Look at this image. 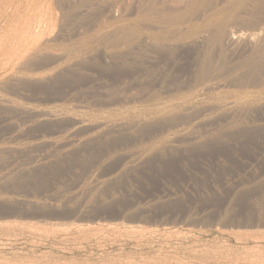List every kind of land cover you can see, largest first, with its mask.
<instances>
[{
	"label": "rangeland",
	"instance_id": "1",
	"mask_svg": "<svg viewBox=\"0 0 264 264\" xmlns=\"http://www.w3.org/2000/svg\"><path fill=\"white\" fill-rule=\"evenodd\" d=\"M91 1L23 0L16 10L0 5V21L3 23L0 22V37L6 35L4 29L20 28L21 14L28 11L47 30L53 26V30L52 26L49 28L52 31L49 30L50 34L43 27L45 33L33 42L38 45L42 40L46 46L40 43L41 47L47 48V52L54 51L49 54L43 52L45 48H41L42 53L37 54V57L33 54L12 72L0 74V264H264V72L252 83L247 79V72L243 68H240L242 71L236 70L239 71L238 74L234 69L218 75L212 67L209 80L213 83L208 84H214L213 88L190 102L197 105L192 109L195 113L192 110L186 111L185 107L177 106L178 100L174 104L170 97L173 90L180 93L182 89L190 87L193 78L200 72L198 59L203 46L193 45L188 41H183L186 43L183 44L180 41L192 21L196 23L200 20L199 11L194 15L189 14L191 0H184L183 4L182 0H159L162 3L158 7L156 5L157 9L163 8L164 12L169 9L175 12L176 9L181 10L178 11L183 18L187 16V19L184 18L187 23L194 18L189 24H184L185 21L170 27L167 24L168 28L165 24L151 25L155 30L158 28L162 35L165 32L173 33L170 34L172 37L176 33L173 38L169 34H166L168 37L164 35L166 46L161 52H156L152 46L148 52L144 48L143 28L139 27L144 23L140 17L145 0H129L130 3L128 0ZM78 3L82 6H78ZM71 6L81 8L77 11L73 9L71 14ZM39 8L41 10H37ZM111 10L116 17L112 16ZM173 10L168 12L174 13ZM120 13L123 14L120 16ZM121 17L124 19L121 20ZM137 19L140 20L139 24L134 25ZM44 20L46 23L50 20L48 26ZM59 20L61 26L58 25ZM113 20L119 23H111ZM124 23L134 39L131 43L121 46L118 44L117 47V43L112 40L115 41V34L125 28ZM115 25L120 27L115 29ZM234 28L231 29H237ZM111 29L117 30L114 35H110L114 32ZM99 30L101 31L98 33ZM174 30L179 33L173 32ZM95 33L99 36L101 33L100 42H96V39L99 41L97 36L93 39ZM108 35L111 41L105 39ZM49 36L55 37L52 39ZM82 36L89 42L93 39L95 43L85 41L88 43L86 44L84 40L83 43ZM78 37H81L78 39L81 42L76 41ZM72 40L75 41L74 44ZM243 40L237 42L241 43L239 48L236 43L234 50L230 52V47L227 51V61L224 62L227 67L230 66L229 61L232 67L238 65V61H245L243 57L250 54L254 41L248 44ZM51 41L54 42L53 45ZM103 41L111 42L112 46L111 43H102ZM71 43L77 51L71 49ZM78 43L85 49L83 56V50L77 47ZM100 43L103 47L98 45ZM242 44L245 48H242ZM95 45L100 48H94ZM132 45L130 52L128 50ZM109 46L113 50H109ZM167 46L171 49L170 52L167 51ZM59 47L63 49L62 53ZM103 48L107 50L103 51ZM78 49L81 55L78 54ZM121 49L123 54L119 56L121 52L117 54L116 50ZM56 50L57 55L54 54ZM234 51L237 53L234 54ZM39 52L40 50L37 53ZM65 52H69L71 58ZM73 53L75 57L80 56L75 58ZM126 53L129 56H125ZM112 56L119 60L116 61ZM127 57L129 61L125 60ZM154 70H159L160 74ZM182 72L186 74L182 76ZM233 72L238 80H233ZM212 74L214 77L218 76L214 78ZM228 74L233 78L228 79ZM1 82H5V85ZM168 86H171L170 89ZM162 95H169V99H164ZM259 104L262 106L256 109L255 106ZM38 109L52 111L58 119L44 121L45 119L37 118L35 114L40 112ZM78 119L84 121L82 125L77 124ZM95 121L98 124L101 122L103 126L94 127L98 126ZM136 121H145L148 125L143 124L146 128L141 125L132 128V123ZM234 121L241 124L238 126ZM161 122L167 125L163 126ZM120 123L131 124H125L126 127L123 125L124 131L123 126L120 128L122 130L113 128ZM88 124L96 125L90 127ZM235 124L238 128H235Z\"/></svg>",
	"mask_w": 264,
	"mask_h": 264
},
{
	"label": "bare ground",
	"instance_id": "2",
	"mask_svg": "<svg viewBox=\"0 0 264 264\" xmlns=\"http://www.w3.org/2000/svg\"><path fill=\"white\" fill-rule=\"evenodd\" d=\"M66 1V0H65ZM69 1V0H68ZM79 1V0H78ZM84 1V0H83ZM93 1V0H92ZM91 1V2H92ZM100 1H102V0H100ZM99 1V4L101 3ZM107 1V0H106ZM116 1H118V0H115V2ZM125 1H127V0H125ZM129 1V0H128ZM141 1V0H140ZM140 1H138V2H140ZM165 2H167L166 0H164ZM172 1V0H171ZM174 1H176V0H174ZM179 1V0H178ZM22 2H23V0H0V5H2V6H8L9 8L8 9H11V7H12V9L13 8H15L14 10H16L18 7H20L21 6V4H22ZM87 2V1H86ZM90 2V1H89ZM93 2H95V0L93 1ZM96 2H97V0H96ZM103 2H104V0H103ZM111 2V1H110ZM109 2V3H110ZM112 2H114V1H112ZM120 2V1H119ZM124 2V1H123ZM143 2V1H142ZM165 2H164V4H165ZM169 2H170V0H169ZM168 2V3H169ZM181 2V1H180ZM183 2H184V0H182V4H183ZM187 1H185V3H186ZM216 2V0H191V7H190V10H189V14H192V15H194L195 13H197L198 11L200 12V20H199V22H196V23H193V21H192V23L190 22L192 19H194V18H192V17H188L189 19H191L190 21H188V23H187V21H185V19H187V16L186 17H182V13H179V11L181 12V10H179V9H176L177 11V14H176V12L173 10V9H169L170 11L171 10H173L174 11V13L173 12H168L166 9V11L167 12H164V11H162V9H157L156 8V5H157V7H158V5H159V3H162V2H159V0H145V6H144V9H143V11H142V17H140V15H139V17H140V20H143V22L145 23V25H144V23H141L140 24V27L139 28H143L142 29V31H143V35H144V44H145V49H147V52H148V49L149 48H151L150 46H152V48L156 51V52H161V51H163V48H164V45H165V43H166V38L164 37V35L166 36V30L164 31L165 33L162 35V33L158 30V28H156L157 30H155V29H153V27L151 26V25H153L154 24V26L155 25H161V24H165V26L167 27V24H169V27H170V25H177V24H182L184 21H185V23L184 24H189V23H191L190 24V27L188 28V30H186V32L184 33V35L182 36V37H180V41H182V43H183V41H188L190 44H193V45H198V46H203V50L201 51V55H200V57H199V59H198V66H199V69L200 70H198V71H200L199 72V74L195 77V78H193L194 77V75L192 76V78H193V81H192V83L190 84V82H189V86L190 87H188L187 89H182V91L184 90V92L185 93H183L182 91L180 92V93H177V90L175 89V90H173V92L174 93H176V94H174L173 93V95L171 94L172 93V91H171V93H170V95H172V97H170V99H173L174 100V104H175V102L177 101L178 103V105L177 106H182V108H184V110H188V111H190L191 112V110L193 109V108H195L197 105H192L190 102L195 98V97H197V96H200V95H205L206 93H208L212 88H213V85H210L211 83H213V82H211L212 80H209V71H210V69H212V67L214 68L213 70H215L217 73H218V75H220V73H222L223 71H232V70H234L235 69V71L237 70V69H239V70H241L240 68H243V69H245L246 70V72H247V79L250 81V82H254L255 83V81L258 79V75L260 74V73H262V72H264V0H234V1H232V0H220L219 2H218V0H217V3H215ZM84 3V2H83ZM109 3H108V5H109ZM122 3V2H121ZM128 3V2H127ZM129 3H130V1H129ZM144 3V2H143ZM81 4V3H80ZM85 4H87V3H85ZM94 4V3H93ZM103 4V3H102ZM105 4V3H104ZM112 4V3H111ZM114 4H116V3H114ZM178 4V3H177ZM186 4H188V3H186ZM89 5V4H88ZM108 5H106V6H108ZM118 6H119V3L117 4ZM121 5V4H120ZM128 4H126V6H127ZM131 5V4H130ZM142 5V4H141ZM166 5H167V3H166ZM170 5V4H169ZM173 5V4H172ZM179 6H181L180 5V3L178 4ZM39 6H41V5H38V7ZM70 6V5H69ZM78 6H82V4L81 5H79V3H78ZM96 6H97V4H96ZM105 6V7H106ZM111 6H113V5H111ZM117 6V7H118ZM135 6V5H134ZM161 6V5H160ZM159 6V8H161ZM168 6V5H167ZM37 7V6H36ZM55 7V5L53 6V8ZM57 7H58V5H57ZM56 7V8H57ZM62 7V6H61ZM61 7H60V9H61ZM68 7V6H67ZM84 7V6H83ZM90 7V6H89ZM125 7V6H124ZM124 7H123V10H124ZM136 7H138L137 5H136ZM162 7H164V5L162 6ZM45 8V7H44ZM63 8V7H62ZM66 8V7H65ZM71 8H72V10H71ZM71 8H70V13L73 11V9H75V11H77L78 9H80V8H77V6H75V8H73L72 6H71ZM77 8V9H76ZM109 8H111V7H109ZM109 8H108V10H109ZM122 7H120V9H121ZM128 8V7H127ZM165 8H168V7H166L165 6ZM172 8H174V7H172ZM175 8H177V5H176V7ZM184 8H185V6H184ZM67 9V8H66ZM85 9V8H84ZM106 9V8H105ZM119 8H117V10H118ZM119 9V10H120ZM187 9V8H186ZM186 9H184V10H186ZM4 10V9H3ZM37 10H41V8H39V9H37ZM45 10H46V8H45ZM58 10H59V8H58ZM107 10V11H108ZM112 10L114 11V9L112 8ZM111 10V13L113 12ZM126 10H128V9H126ZM141 10V9H140ZM164 10V9H163ZM179 10V11H178ZM183 10V11H184ZM7 11V10H6ZM57 11V10H56ZM55 11V12H56ZM60 11V10H59ZM65 11V9L63 10V12ZM69 11V10H68ZM85 12H86V10H84ZM134 11V10H133ZM48 12H49V10H48ZM67 12V11H66ZM104 12V11H103ZM119 12V11H118ZM125 12H127V14H129L128 13V11H125ZM130 12V11H129ZM198 12V13H199ZM6 13V12H5ZM14 13V12H13ZM33 13H34V11H33ZM68 13V12H67ZM73 13V12H72ZM71 13V14H72ZM75 13V12H74ZM123 13H124V11H123ZM123 13H120L119 15L121 16V14H123ZM135 13V12H134ZM139 13V12H138ZM184 13V12H183ZM50 14V13H49ZM103 14V13H102ZM106 14V17H107V12L105 13ZM105 14H103V15H105ZM110 13H108V15H109ZM115 14H117V13H115ZM136 14V13H135ZM186 14V13H185ZM42 15V14H41ZM57 15V14H56ZM55 15V16H56ZM65 15V14H64ZM67 15V14H66ZM69 15V14H68ZM82 15H83V12H82ZM85 15V14H84ZM88 15V14H87ZM86 15V16H87ZM94 15V14H93ZM101 15V14H100ZM111 15V14H110ZM109 15V16H110ZM114 15V13H112V16ZM118 15V16H119ZM134 15V14H133ZM184 15V14H183ZM6 16V15H5ZM20 16V15H19ZM35 15H31L28 11H25V12H22V14H21V27L20 28H15V29H4L5 30V32H7L6 33V35L4 34L2 37H0V74L1 73H6V72H12L13 71V69L17 66H19L20 67V65L25 61V60H27L28 59V57L30 58V56H33V54H35V56L37 57V54L39 55L40 53H42L41 52V48H45V47H41V44H43V42H41L42 40H40L39 41V44L37 45L36 43H34L33 41H34V39L36 40V39H38L42 34H44L45 33V27H44V24H43V26L41 25L42 23L40 22V20H36V17H34ZM39 16H40V14H39ZM48 16V15H47ZM49 16H51V15H49ZM59 16H60V14H59ZM70 16V15H69ZM108 16V17H109ZM129 16V15H128ZM188 16H190V15H188ZM197 16V15H196ZM196 16H193V17H196ZM57 17V16H56ZM62 17H64V16H62ZM61 17V18H62ZM82 17V16H81ZM84 17V16H83ZM88 17V16H87ZM102 17H104V16H102ZM114 17H116L115 15H114ZM113 17V18H114ZM126 17V16H125ZM3 18V17H2ZM37 18H38V16H37ZM46 18V17H45ZM55 18V17H54ZM60 18V17H59ZM67 19H68V17H66ZM71 18V17H70ZM78 18H79V16H78ZM85 18V17H84ZM142 18V19H141ZM152 18V19H151ZM3 19H5V18H3ZM49 19H50V17H49ZM52 19V18H51ZM65 19V18H64ZM67 19H65V20H67ZM104 19V18H103ZM112 19V18H111ZM117 19V21H121L122 19H124V18H122L121 17V20H120V18H119V20H118V18H116ZM69 20V19H68ZM74 20V19H73ZM79 20V19H78ZM82 20V19H81ZM99 20V19H98ZM125 20L127 21V19L125 18ZM124 20V21H125ZM139 20V21H140ZM2 21V20H1ZM0 21V22H1ZM20 21V20H19ZM19 21H18V23H19ZM45 21V20H44ZM50 21V20H49ZM49 21H47V23H46V21H45V25H47L48 26V23H49ZM108 21V20H107ZM116 20H113L111 23H113V22H115ZM129 21H134V20H129ZM139 21H138V19L135 21V24L134 25H136L137 23L139 24ZM59 23H58V25H60L61 26V24H60V20L58 21ZM63 23L65 22V21H62ZM72 22V21H71ZM76 22V21H75ZM81 22V21H80ZM100 22H101V20H100ZM106 22V21H105ZM128 22V21H127ZM2 23V22H1ZM0 23V24H1ZM108 22H106V24H107ZM115 23H119V22H115ZM114 23V24H115ZM128 23H130V22H128ZM3 24V23H2ZM1 24V25H2ZM13 24V23H12ZM11 24V25H12ZM50 24H53V22H51ZM57 24V23H56ZM69 24V23H68ZM71 24V23H70ZM69 24V25H70ZM100 24V23H99ZM105 24V25H106ZM125 24V23H124ZM144 25L143 27L141 26V25ZM104 25V24H103ZM108 25V24H107ZM110 25V24H109ZM113 25V24H112ZM112 25H111V27H112ZM127 24H125L124 25V27L126 26ZM52 26V25H51ZM51 26L50 27H48V30H47V32H48V34H50V32H49V28H51ZM65 26V25H64ZM93 26V25H92ZM116 26V25H115ZM114 26V27H115ZM118 26V25H117ZM116 26V27H117ZM122 26H123V24H122ZM121 26V28H123ZM45 29H44V28ZM56 27H58V26H56ZM56 27H54V29L56 28ZM62 27H63V24H62ZM68 27V26H67ZM99 27V26H98ZM101 27H103V26H101ZM115 27V29H118V27H120V26H118L117 28ZM126 27H128V26H126ZM125 27V28H126ZM165 27V28H166ZM233 27H235L234 29H236V30H232L231 28H233ZM61 28V27H60ZM97 28V27H96ZM105 28H106V26H105ZM109 28V27H108ZM107 28V29H108ZM124 28V29H125ZM168 28V27H167ZM174 28V27H173ZM182 28V27H181ZM187 28V27H186ZM68 28H66V30H67ZM98 29H100V28H98ZM104 29V28H103ZM110 29V28H109ZM114 29V28H113ZM113 29H111V31L113 30ZM124 29H122V30H120V28H119V30L120 31H118L116 34H115V31H117V30H113L114 32H111L112 34H110V35H114L115 34V36H116V40L114 41V40H112V42H115V43H117V44H115L116 46L118 45V44H120V45H118V46H121V45H124V44H128V43H131L130 41L131 40H133L134 38H133V35L131 34L130 35V29H127L126 28V30H124ZM134 29H135V27H134ZM162 29V28H161ZM183 29H185V28H183ZM12 30V31H11ZM51 30H53V26H52V29ZM50 30V31H51ZM171 30V31H170ZM170 32H172V29L170 28ZM181 30V29H180ZM15 32V33H13V35H10V33L12 34V32ZM101 30H99L98 31V33L100 32ZM162 31H163V29H162ZM168 31V30H167ZM178 33H179V31L178 30H176ZM175 30L173 31V32H176ZM182 31V30H181ZM44 32V33H43ZM52 32V31H51ZM61 32V31H60ZM94 32H95V30H94ZM56 33H57V31H56ZM98 33H95L96 35H93V39H94V37L95 36H97L98 37V40L101 38V33H100V36L99 35H97ZM106 34V33H105ZM169 34V37L170 38H173L174 37V35H176V33L171 37V35L173 34H171V33H168ZM167 34V35H168ZM171 34V35H170ZM57 35V34H56ZM63 35V34H62ZM134 35H136V34H134ZM43 36H45V35H43ZM52 36H53V34H52ZM90 36V35H89ZM105 36V35H104ZM130 36H132V37H130ZM137 36V35H136ZM140 35H138V37H139ZM181 36V35H180ZM50 37V36H49ZM55 37V36H54ZM53 37V38H54ZM91 37V36H90ZM90 37H87L88 39L90 38ZM100 37V38H99ZM111 37H113V36H111ZM135 37V36H134ZM166 37H168V36H166ZM50 38H52V37H50ZM49 38V39H50ZM52 38V39H53ZM81 37H78L77 38V40L76 41H80V40H78V39H80ZM85 38V37H84ZM92 38V37H91ZM90 38V39H91ZM96 38V37H95ZM106 38H108L107 40H109V41H111V38L109 37V35H108V37H105V39ZM110 38V39H109ZM182 38V39H181ZM43 39H45V37L43 38ZM93 39H91L90 40V42L93 40ZM102 39L103 40H105L103 37H102ZM177 39V38H176ZM190 39V40H189ZM243 39H245L246 40V42H248V44L250 43V42H253L254 41V45H252V49H251V52H250V54L248 55V57L246 56L245 58L243 57V59H245V61H242V63H240L241 61H238V65H235V66H232V67H230L231 66V61H229L230 62V66L229 67H227V65L224 63L225 62V60L227 59L226 58V55H227V51L230 49V47H232V49L230 50V52L232 51V50H234V45L240 40L241 42H243L244 40ZM83 40H84V42L86 41V42H89V40H87L86 38L85 39H83V36H82V42H83ZM95 40V39H94ZM101 40V39H100ZM100 40L99 41H97V39H96V42H100ZM106 40V41H107ZM167 40H168V38H167ZM243 40V41H242ZM46 42H47V40H45ZM50 41V40H49ZM73 42V44L75 43V41L74 40H72ZM80 41V42H81ZM134 41H136V40H134ZM79 42V43H80ZM83 42V43H84ZM85 42V43H86ZM89 42V43H90ZM105 41H103L102 43H104ZM142 41H140V43H141ZM245 42V43H246ZM54 43V42H53ZM53 43H52V41H51V44L53 45ZM72 43L71 44H69V45H71V46H73V48H71L72 50H74V52L75 51H77V50H75V46L74 45H72ZM79 43H78V46L77 47H79V48H81V50H83V52L81 51V54L83 53V54H85L84 53V50L85 49H82L83 47H81V45L79 46ZM82 43V44H83ZM92 43L94 44L95 42H93L92 41ZM91 43V44H92ZM102 43H100V44H98V45H100L101 46V44ZM109 43H111V42H108V43H104V44H107V45H109ZM142 43V44H143ZM168 43V42H167ZM172 43V42H171ZM175 43V42H174ZM177 43V42H176ZM179 43V42H178ZM244 43V44H245ZM50 44V43H49ZM86 44H88V43H86ZM97 44V43H96ZM136 45L138 44V42H136L135 43ZM142 44H140V45H142ZM143 44V45H144ZM181 44V43H180ZM183 44H186L185 42L183 43ZM182 44V45H183ZM238 44V45H237ZM236 44V46L238 47L239 45L241 46V43L239 42V43H237ZM244 44H242V48H243V46H244ZM247 44V43H246ZM44 46H46L45 45V43L43 44ZM51 45V46H52ZM90 45V44H89ZM89 45H86L87 47L89 46ZM106 45V46H107ZM111 46H112V43L110 44ZM134 45V44H133ZM133 45L131 46V49L130 50H128V51H130L131 52V50L133 49L132 47H133ZM136 45H134V46H136ZM170 45V44H169ZM172 45V44H171ZM174 45V44H173ZM179 45V44H178ZM181 45V46H182ZM48 46V45H47ZM83 46V45H82ZM90 46H92V48H93V45H90ZM105 46V47H106ZM117 46V47H118ZM166 46V45H165ZM49 47V46H48ZM53 47V46H52ZM57 47V46H56ZM69 47V46H68ZM99 46H97V48H98ZM101 47H103V46H101ZM139 47H141V46H139ZM168 48H167V51H169L170 52V48H169V46H167ZM173 47V46H172ZM49 48H51V47H49ZM48 48V49H49ZM90 48V47H89ZM88 48V49H89ZM91 48V49H92ZM94 48H96V45H95V47ZM96 48V49H97ZM100 48V47H99ZM113 48H115V47H113ZM128 48H130V45H129V47ZM135 48V47H134ZM174 49H176L177 47H173ZM172 48V49H173ZM192 48V47H191ZM196 48V47H195ZM199 48V47H198ZM197 48V49H198ZM239 48V47H238ZM244 48H245V46H244ZM249 48V47H248ZM46 49L47 48H45V50H43V52H45L46 51ZM53 49H55V46H54V48ZM57 49V48H56ZM90 49V50H91ZM106 50H107V48H105ZM104 48H103V51L105 50ZM111 49H112V47H111ZM110 49V46H109V50H111ZM125 49V48H124ZM136 49H138V48H136ZM143 49V48H142ZM142 49H140V52L142 51ZM170 49V50H169ZM180 48H178V50H179ZM193 49V48H192ZM197 49H196V51H197ZM201 49V48H200ZM235 49H237L236 47H235ZM40 50V52L39 53H37L38 51ZM51 51H53L52 50V48L50 49ZM61 50H63V49H61L60 47H59V51H61ZM87 50V49H86ZM95 50V49H94ZM94 50H92V51H94ZM113 50V49H112ZM122 50V51H121ZM121 50H116V52H117V54L118 53H120L121 52V54H119V56L120 55H122L123 53V49H121ZM126 50V49H125ZM139 50V49H138ZM181 50H185V49H182L181 48ZM180 50V51H181ZM241 50H245V49H241ZM58 51V52H59ZM67 51H69V50H67ZM127 51V52H128ZM136 51V50H135ZM165 51H166V49H165ZM191 51V50H190ZM195 51V53H199V52H196ZM47 52V51H46ZM49 52V54H51V53H53V52H50V51H48ZM47 52V53H48ZM71 52V51H70ZM73 52V51H72ZM71 52V53H72ZM86 52V51H85ZM89 52V51H88ZM87 52V55L89 54ZM109 52V51H108ZM115 52V51H114ZM113 52V53H114ZM115 52V53H116ZM143 52V51H142ZM144 52H145V50H144ZM145 53V54H148V53ZM149 52H151V53H154V52H152V51H150L149 50ZM175 52H176V50H175ZM179 52V51H178ZM185 52V51H184ZM244 52V51H243ZM61 53H62V51H61ZM63 53H64V51H63ZM66 53V52H65ZM68 53L69 52H67L66 54H67V56H69L68 55ZM110 53H112L111 51H110ZM137 53V52H136ZM181 53H183V52H181ZM234 54H236L237 53V51H236V53H235V51L233 52ZM246 53V52H245ZM244 53V54H245ZM48 54V55H49ZM54 54H56L57 55V50H56V53H54ZM78 54H80V50L78 49ZM80 54V55H81ZM83 54H82V56H83ZM106 54H107V52H106ZM138 54H139V51H138ZM144 54V55H145ZM157 55H158V53H156ZM162 54H164L163 52H162ZM167 54V53H166ZM171 54V53H170ZM176 54V53H175ZM63 55V54H62ZM77 55V54H76ZM79 55V56H80ZM108 55V54H107ZM150 55V54H149ZM174 55V54H173ZM181 55V54H180ZM183 55V54H182ZM193 55V54H192ZM34 56V57H35ZM58 56H59V58H60V54H58ZM71 56V55H70ZM69 56V57H70ZM73 56H74V53H73ZM79 56H77V57H79ZM110 56H111V54H110ZM125 56H129V53H128V55H127V53L125 54ZM130 56H131V54H130ZM154 57H155V55H153ZM166 56V55H165ZM244 56V55H243ZM35 57V58H36ZM50 57V56H49ZM49 57H46V58H49ZM56 57V56H55ZM64 57H66L65 55H64ZM63 57V58H64ZM75 57V56H74ZM77 57H75V58H77ZM113 57V56H112ZM115 57V56H114ZM113 57V58H114ZM139 57H140V55H139ZM142 57H144V56H142ZM145 57H147V56H145ZM161 57V56H160ZM168 57V56H167ZM178 57H179V54H178ZM177 57V58H178ZM189 57H192V56H189ZM196 57V56H195ZM198 57V56H197ZM230 57V56H229ZM32 58V57H31ZM57 58V57H56ZM58 58V59H59ZM71 58V57H70ZM122 58H124L123 56H122ZM132 58V57H131ZM135 58V57H134ZM134 58H132V59H134ZM147 58H149V57H147ZM146 58V59H147ZM151 58V57H150ZM171 58H172V56H171ZM175 58V57H174ZM61 59V58H60ZM74 59V58H73ZM79 59V58H78ZM83 59V58H82ZM114 59H116V58H114ZM156 59V58H155ZM159 59V58H158ZM163 59V58H162ZM166 59V58H165ZM196 59V58H195ZM229 59V58H228ZM243 59H241V60H243ZM32 60H33V58H32ZM35 60V59H34ZM81 60V59H80ZM118 60H119V58H118ZM117 59H116V61H118ZM124 60V59H123ZM125 60H128L129 61V59H128V57H127V59L125 58ZM135 60L137 61L138 59H136L135 58ZM140 60H142L141 58H140ZM154 59L152 58V61H153ZM160 60V59H159ZM158 60V61H159ZM167 60V59H166ZM190 60V59H189ZM231 60V59H230ZM115 61V60H114ZM120 61H121V58H120ZM144 61V60H143ZM142 61V62H143ZM147 61V60H146ZM150 60H148V62H149ZM163 61V60H162ZM165 61V60H164ZM180 61V60H179ZM194 61V60H193ZM227 61V60H226ZM126 62V61H125ZM166 62V61H165ZM165 62H164V64H165ZM168 62V61H167ZM177 62V61H176ZM175 62V63H176ZM180 62H182V60L180 61ZM189 62H191V61H189ZM170 63V62H169ZM186 63V62H185ZM235 64H236V62H234ZM233 63V64H234ZM28 64V63H27ZM139 64H141V63H139ZM146 64V63H145ZM153 64V63H152ZM167 64V63H166ZM165 64V65H166ZM232 64V65H233ZM25 65V64H24ZM163 65V64H162ZM161 65V66H162ZM225 65H226V67L227 68H225ZM154 65H152V67H153ZM171 66V65H170ZM178 66V65H177ZM176 66V67H177ZM180 66V65H179ZM178 66V67H179ZM27 67V66H26ZM146 67V66H145ZM144 67V68H145ZM148 67H149V65H148ZM148 67H146V68H148ZM154 67H156V66H154ZM160 67V66H159ZM164 67V66H163ZM197 67V66H196ZM25 68V67H24ZM65 68V67H64ZM151 67H149V69H150ZM165 68V67H164ZM164 68H163V70H164ZM181 68V67H180ZM184 68V67H183ZM20 69V68H19ZM63 69V68H62ZM156 69H158L157 67H156ZM161 69V68H160ZM173 69V68H172ZM171 69V70H172ZM179 69V68H178ZM152 70H153V68H152ZM152 70H151V72H152ZM212 70V71H213ZM23 71V70H22ZM64 71V70H63ZM146 71H148V70H146ZM159 71V70H158ZM157 71V72H158ZM162 71V70H161ZM165 71H166V69H165ZM196 71V70H195ZM211 71V72H212ZM242 71V70H241ZM240 71V72H241ZM53 72H54V70H53ZM53 72H51V73H53ZM59 72V71H58ZM57 72V73H58ZM61 72V71H60ZM144 72H145V69H144ZM154 72H156V70H154ZM156 72V73H157ZM163 72V71H162ZM161 72V73H162ZM168 72V71H167ZM175 72V71H174ZM197 72V71H196ZM195 72V73H196ZM237 72V71H236ZM56 73V72H55ZM149 73H150V71H149ZM155 73V74H156ZM159 73V72H158ZM164 73V72H163ZM178 73H179V71H178ZM177 73V74H178ZM216 73V74H217ZM230 73V72H229ZM232 73V72H231ZM239 73V71L237 72V74ZM243 73V72H242ZM241 73V74H242ZM16 74H18L17 72H16ZM60 74V73H59ZM145 74V73H144ZM160 74V73H159ZM158 74V75H159ZM167 74V73H166ZM169 74V73H168ZM167 74V75H168ZM176 74V73H175ZM182 74H183V72H182ZM184 74H186V73H184ZM184 74L182 75V76H184ZM224 74V73H223ZM264 74V73H263ZM262 74V75H263ZM19 75L21 76V74L19 73ZM19 75H17V77L19 76ZM26 75V74H25ZM49 75V74H48ZM51 75V74H50ZM148 75V74H147ZM151 75V74H150ZM149 75V76H150ZM157 75V76H158ZM163 75V74H162ZM180 75V74H179ZM214 75H215V72H214ZM217 75V76H218ZM225 75H227V74H225ZM229 75V74H228ZM231 75V74H230ZM229 75V76H230ZM261 75V76H262ZM11 76H12V74H11ZM11 76H9L10 78H11ZM27 76H29V75H27ZM43 76H46V75H44L43 74ZM43 76H42V78H43ZM154 76H156V75H154ZM156 76V77H157ZM165 76V75H164ZM212 76H213V74H212ZM216 76V77H217ZM229 76H226V77H228V79H231V78H233L234 77V81H235V78L237 77H235V75H234V72H233V74H232V76L233 77H231L230 76V78H229ZM246 76V75H245ZM261 76H259V77H261ZM264 76V75H263ZM263 76H262V78H263ZM23 77V76H22ZM26 77V76H25ZM30 77H32V76H30ZM37 78H38V76H36ZM41 77V76H40ZM47 77V76H46ZM152 77V76H151ZM168 77V76H167ZM171 77H172V74H171ZM174 77V76H173ZM214 77V76H213ZM216 77H214V78H216ZM220 77H222V76H220ZM223 77H224V75H223ZM6 79H7V77H5ZM35 78V77H34ZM60 78V77H59ZM163 78V77H162ZM165 78V77H164ZM219 78V77H218ZM217 78V79H218ZM240 78V77H239ZM28 79V78H27ZM30 79V78H29ZM28 79V80H29ZM69 79V78H68ZM68 79H67V81H68ZM167 79H170V78H167ZM176 79V78H175ZM189 79V78H188ZM210 79H212V78H210ZM217 79H216V81L215 82H217ZM223 81H225L223 78H221ZM220 79V80H221ZM227 79V78H226ZM237 79V78H236ZM242 79V78H241ZM244 79V78H243ZM246 79V78H245ZM0 80H1V78H0ZM20 80V79H19ZM38 80V79H37ZM70 80V79H69ZM238 80V79H237ZM236 80V81H237ZM264 80V78L262 79V81ZM3 81V80H2ZM10 81V80H9ZM40 81V80H39ZM47 81V80H46ZM58 81V80H57ZM161 81H162V79H161ZM167 81V80H166ZM181 81H182V79H181ZM218 81H219V79H218ZM244 80H242V82H243ZM259 81L261 82V78L259 79ZM32 82H34V81H32ZM69 82V81H68ZM165 82V81H164ZM171 82V81H170ZM184 82V81H183ZM208 82H211L210 84H208ZM239 82H241V80L239 81ZM245 82V81H244ZM1 83H3V85H5L4 83L5 82H1ZM23 83V82H22ZM31 83V82H30ZM168 83V82H167ZM172 83V82H171ZM175 83V82H174ZM219 83V82H218ZM217 83V84H218ZM226 83H227V80H226ZM228 83H231L230 81L228 82ZM235 83V82H234ZM233 83V84H234ZM237 83V82H236ZM258 83V82H257ZM11 84V83H10ZM25 84V83H24ZM160 84V83H159ZM164 84V83H163ZM177 84V83H176ZM217 84H215V85H217ZM233 84H232V86H233ZM242 84V83H241ZM251 84V83H250ZM259 84H261V83H259ZM8 85V84H7ZM17 85V84H16ZM46 85V84H45ZM170 85V84H169ZM188 85V84H187ZM219 85V84H218ZM235 85V84H234ZM249 85V84H248ZM256 85V84H255ZM13 86V85H12ZM165 86V85H164ZM172 86V85H171ZM171 86H168V89H170L169 87H171ZM220 86V85H219ZM221 86H222V84H221ZM231 86V87H232ZM239 86H240V84H239ZM239 86H236L237 88L239 87ZM242 86V85H241ZM251 86V85H250ZM253 86V85H252ZM175 87V86H174ZM173 87V88H174ZM178 87H179V85H178ZM187 87V86H186ZM185 87V88H186ZM249 87V86H248ZM257 87H259V86H257ZM262 86L260 85V88H261ZM183 88H184V86H183ZM240 88V87H239ZM251 88V87H250ZM252 88H255L256 89V87H252ZM42 89V88H41ZM178 90H179V88H177ZM3 90V89H2ZM181 90V89H180ZM179 90V91H180ZM187 90V91H186ZM216 90V89H215ZM167 91V90H166ZM178 91V92H179ZM1 92V91H0ZM165 93H167L168 94V92H165ZM167 94H165V95H167ZM163 96L162 95V97L165 99V97L166 96ZM2 96V95H1ZM169 96V95H168ZM167 96V97H168ZM166 97V98H167ZM167 99H169V97L167 98ZM6 100V99H5ZM160 100H162V98L160 99ZM176 100V101H175ZM196 100V99H195ZM3 101H4V99H3ZM164 101V100H163ZM167 101V100H166ZM160 102V101H159ZM5 103V102H4ZM6 103H8V100L6 101ZM230 103H232V102H230ZM262 103H264V102H262ZM193 104H196L195 102L193 103ZM0 106H2V105H0ZM260 106H262V105H260L259 104V106H255V108L257 107H260ZM8 107V106H7ZM6 107V108H7ZM209 107H211V106H209ZM218 107V106H217ZM9 108V107H8ZM20 108V107H19ZM205 108H208V106L207 107H205ZM256 108V109H257ZM4 109V108H3ZM3 109H2V111H3ZM245 109H246V107H245ZM261 109H263V107L261 108ZM261 109H260V111H261ZM38 110H40V109H38ZM146 110V109H145ZM182 110V109H181ZM180 110V111H181ZM183 110V111H184ZM195 110V109H194ZM198 110V109H197ZM196 110V111H197ZM204 110V109H203ZM211 110H212V108H211ZM249 110H250V108H249ZM264 110V109H263ZM6 111V110H5ZM12 111H13V109H12ZM143 111V110H142ZM193 111V110H192ZM199 111V110H198ZM251 111V110H250ZM249 111V112H250ZM256 111V110H255ZM25 112V111H24ZM26 112H28V111H26ZM32 112V111H31ZM30 112V113H31ZM36 112V111H35ZM185 112V111H184ZM190 112H187V113H190ZM194 113H195V111H193ZM201 112V111H200ZM248 112V114H250ZM257 112V111H256ZM16 113V112H15ZM22 113V112H21ZM56 113V112H55ZM72 113V112H71ZM134 113V112H133ZM175 113H177V112H175ZM179 113V112H178ZM231 113V112H230ZM230 113H226V114H230ZM238 113V112H237ZM245 113V112H244ZM20 114V113H19ZM59 114V113H58ZM180 114V113H179ZM224 114V113H223ZM240 114H241V112H240ZM239 114V115H240ZM256 114V113H255ZM254 114V115H255ZM260 114H261V112H260ZM36 115V117L37 118H40V119H42V120H44V121H46V119H54V120H56V119H58V116L57 115H55L52 111L50 112H46V111H41L40 110V112H38L37 114H35ZM35 115H33L32 114V116H35ZM64 115V114H63ZM174 115V114H173ZM175 115H177L178 117H179V115L178 114H175ZM183 115L184 114H182V115H180L181 116V119H182V117H183ZM193 115V114H192ZM222 115V114H221ZM231 115V114H230ZM257 115V114H256ZM189 116V115H188ZM219 116H220V114H219ZM224 116V115H223ZM242 116H243V112H242ZM60 117H62V116H60ZM59 117V118H60ZM94 117V116H93ZM134 117V116H133ZM169 117H170V115H169ZM168 117V118H169ZM173 116H171V118H172ZM175 117V116H174ZM177 117V119L179 120V118ZM247 117V116H246ZM245 117V118H246ZM248 117H250V116H248ZM247 117V118H248ZM63 118V117H62ZM65 119H68V118H66V117H64ZM92 118V117H91ZM164 118V117H163ZM167 118V119H168ZM186 118V117H185ZM188 118V117H187ZM186 118V119H187ZM86 119V118H85ZM119 119V118H118ZM131 119H132V117H131ZM130 119V120H131ZM156 119V118H155ZM166 119V120H167ZM170 119V118H169ZM180 119V120H181ZM224 119V118H223ZM222 119V120H223ZM237 119V118H236ZM236 119H234V120H236ZM238 119H240V118H238ZM237 119V120H238ZM252 119V118H251ZM33 120H35L34 118H33ZM71 120V119H70ZM79 120V119H78ZM81 120V119H80ZM79 120V123H77L78 125H82V123L84 122V121H80ZM121 120V119H120ZM164 120H165V118H164ZM173 118H172V122H173ZM175 120H176V117H175ZM179 120V121H180ZM247 120V119H246ZM40 121V120H39ZM60 121H61V119H60ZM59 121V122H60ZM149 122H150V120H148ZM153 121V120H152ZM159 121H160V119H159ZM183 121V120H182ZM224 121V120H223ZM227 121V120H226ZM242 121H243V119H242ZM248 121V120H247ZM41 122V121H40ZM43 122V121H42ZM49 122H51V121H49ZM65 122H66V120H65ZM70 122V121H69ZM76 122H78V121H76ZM96 122V121H95ZM164 122V121H163ZM168 122V121H167ZM170 122V121H169ZM168 122V123H169ZM172 122H170V123H172ZM175 122V121H174ZM176 122H177V120H176ZM184 122V121H183ZM235 123H236V121H234ZM238 122V121H237ZM249 122H251V121H249ZM35 123V122H34ZM37 123V122H36ZM39 123V122H38ZM55 123V122H54ZM70 123H73V122H70ZM100 124H101V122H99ZM116 123V122H115ZM156 124L155 125H157V122H155ZM162 123V122H161ZM229 123V122H228ZM232 123H233V121H232ZM243 123V122H242ZM41 124V123H40ZM39 124V125H40ZM44 124H45V122H44ZM96 124L98 125V126H94V127H101V126H103V124H98L97 122H96ZM96 124H93V125H96ZM125 124H128V123H120V124H118V125H114L113 126V128H118V130L124 125L125 126ZM129 124H131V123H129ZM128 124V125H129ZM133 124V126H132V128L133 127H138V126H144L145 127V121L144 122H142V123H140L139 121H136V122H134V123H132ZM143 124H145V125H143ZM153 125H154V123H152ZM159 124H160V122H159ZM237 124V123H236ZM234 125L235 126V128L237 127V125L239 124H241L240 122H238V124L237 125ZM92 125V124H91ZM91 125H87V126H90L91 127ZM92 125V126H93ZM100 125V126H99ZM128 125H127V127H128ZM148 125V124H147ZM146 125V126H147ZM162 125L163 126H166V125H164V123H162ZM172 125V127H173V124H171ZM229 125H231V123L229 124ZM238 125V126H239ZM70 126H72V125H70ZM124 126L122 127V129L124 128ZM160 126V125H159ZM162 126V127H163ZM84 127V126H83ZM86 127V126H85ZM126 127V126H125ZM152 127V126H151ZM156 127H158V126H156ZM172 127H170V128H172ZM194 127V126H193ZM227 127V126H226ZM79 128H81V126L79 127ZM95 128V129H96ZM129 128V127H128ZM131 128V127H130ZM146 128V127H145ZM153 128V127H152ZM231 127H229L228 129L231 131L232 129H230ZM234 128V127H233ZM238 128V127H237ZM245 128V127H244ZM91 129V128H90ZM109 129V128H108ZM122 129H120V130H122ZM241 129V128H240ZM243 129V128H242ZM82 130V129H81ZM117 130V131H118ZM190 130H192L193 131V129L192 128H190ZM234 130V129H233ZM245 130V129H244ZM250 130V129H249ZM76 131V130H75ZM78 131V130H77ZM76 131V132H77ZM122 131H124V129L122 130ZM127 131V130H126ZM241 131V130H240ZM79 132H81V131H79ZM110 132H112V130L110 129ZM136 132V131H135ZM207 132V131H206ZM235 132H237V131H235ZM72 133V132H71ZM115 133V132H114ZM117 133V132H116ZM119 133H120V131H119ZM118 133V134H119ZM200 133V132H199ZM243 133H244V131H243ZM248 133V132H247ZM73 134H75V133H73ZM98 134V133H97ZM102 134H103V132H102ZM137 135H140V134H142V132L140 133V134H138V133H136ZM203 134V133H202ZM209 134V133H208ZM94 135H96V134H94ZM112 135H114L113 133H112ZM194 135V134H193ZM200 135V134H199ZM241 135V134H240ZM71 136H72V134H71ZM79 136V135H78ZM100 136H102V135H100ZM132 136V135H131ZM141 136V135H140ZM143 136V135H142ZM221 136V135H220ZM224 136V135H223ZM93 137V136H92ZM98 137H99V135H98ZM97 137V138H98ZM182 137V136H181ZM194 137V136H193ZM210 137V136H209ZM94 138H96V136L94 137ZM102 138V137H101ZM100 138V139H101ZM111 138V137H110ZM162 138V137H161ZM179 138V137H178ZM178 138H177V140H178ZM187 138V137H186ZM189 138V137H188ZM192 138V137H191ZM198 138V137H197ZM217 138V137H216ZM92 139V138H91ZM103 139V138H102ZM107 139V138H106ZM167 139V138H166ZM195 139V138H194ZM203 139V138H202ZM201 139V140H202ZM205 139H207V138H205ZM64 140H65V138H64ZM87 140V139H86ZM89 140V139H88ZM94 140V139H93ZM93 140L91 141V142H93ZM99 140V139H98ZM105 140V139H104ZM117 140V139H116ZM115 140V141H116ZM120 140V139H119ZM183 140H184V138H183ZM209 140V139H208ZM233 140V139H232ZM68 142H71L72 140H67ZM121 141H122V139H121ZM166 141V140H165ZM193 141V140H192ZM191 141V142H192ZM58 142V141H57ZM56 142V143H57ZM86 142V141H85ZM155 142H158V141H155ZM168 142H170V141H168ZM173 142H175V140L174 141H172V143ZM195 142V141H194ZM204 142H205V144H204ZM203 142V144L206 146V141H204ZM209 142V141H208ZM207 142V143H208ZM217 142V141H216ZM219 142V141H218ZM60 143V142H59ZM58 143V144H59ZM73 143V142H72ZM74 143H75V141H74ZM80 143V142H79ZM93 143H95V142H93ZM211 143V142H210ZM195 144H198V142L197 143H195ZM200 144V143H199ZM219 144V143H218ZM50 145V144H49ZM53 145V144H52ZM72 145V144H71ZM166 145H168V144H166ZM203 145V146H204ZM51 146V145H50ZM159 146H161V147H163L164 145H159ZM202 146V147H203ZM205 146L203 147V148H205ZM208 146V145H207ZM206 146V147H207ZM53 147V146H52ZM80 147V146H79ZM172 148H173V146H171ZM198 147H199V145H198ZM75 148V147H74ZM78 148V147H77ZM178 148V147H177ZM13 149V148H12ZM20 149V148H19ZM161 149V148H160ZM175 149V148H174ZM68 150H70V148H68ZM156 150V149H155ZM163 150V149H162ZM10 151H12L11 149H10ZM165 151V150H164ZM7 153V152H6ZM5 153V154H6ZM2 154V153H1ZM38 162V161H37ZM44 163V162H43ZM41 164V163H40ZM42 165V164H41Z\"/></svg>",
	"mask_w": 264,
	"mask_h": 264
}]
</instances>
